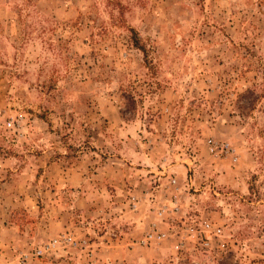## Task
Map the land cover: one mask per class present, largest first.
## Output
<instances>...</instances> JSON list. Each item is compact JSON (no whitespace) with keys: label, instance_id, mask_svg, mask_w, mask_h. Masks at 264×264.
<instances>
[{"label":"rangeland","instance_id":"rangeland-1","mask_svg":"<svg viewBox=\"0 0 264 264\" xmlns=\"http://www.w3.org/2000/svg\"><path fill=\"white\" fill-rule=\"evenodd\" d=\"M0 264H264V0H0Z\"/></svg>","mask_w":264,"mask_h":264},{"label":"built area","instance_id":"built-area-1","mask_svg":"<svg viewBox=\"0 0 264 264\" xmlns=\"http://www.w3.org/2000/svg\"><path fill=\"white\" fill-rule=\"evenodd\" d=\"M210 143H211V145H210L211 151H218V152L220 151L221 153L233 154V149L229 146V143H218V142L213 141V140H210ZM134 207H136V204H134ZM206 226L209 227L210 224L206 223ZM216 230H217V232L221 231L220 228H217ZM154 238H155L154 232H149L146 235L145 239H143V242H148Z\"/></svg>","mask_w":264,"mask_h":264},{"label":"trees","instance_id":"trees-1","mask_svg":"<svg viewBox=\"0 0 264 264\" xmlns=\"http://www.w3.org/2000/svg\"><path fill=\"white\" fill-rule=\"evenodd\" d=\"M133 42L135 46L139 47L140 49L144 50V46L139 43V38L137 33H133L132 35Z\"/></svg>","mask_w":264,"mask_h":264}]
</instances>
